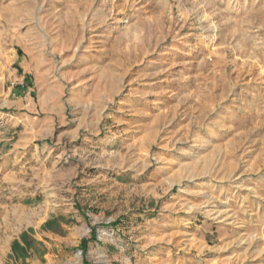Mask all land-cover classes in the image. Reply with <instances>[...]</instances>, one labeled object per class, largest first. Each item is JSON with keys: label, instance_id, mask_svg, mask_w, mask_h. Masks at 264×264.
<instances>
[{"label": "rangeland", "instance_id": "obj_1", "mask_svg": "<svg viewBox=\"0 0 264 264\" xmlns=\"http://www.w3.org/2000/svg\"><path fill=\"white\" fill-rule=\"evenodd\" d=\"M0 264H264V0H0Z\"/></svg>", "mask_w": 264, "mask_h": 264}, {"label": "trees", "instance_id": "obj_2", "mask_svg": "<svg viewBox=\"0 0 264 264\" xmlns=\"http://www.w3.org/2000/svg\"><path fill=\"white\" fill-rule=\"evenodd\" d=\"M24 239H25V241H26V238H24ZM14 248L16 249V251H18V250L20 249V252H22V255H21V256H22V257H25L26 254L24 253V251H26V250H25L24 247L21 246V244H20L19 242L16 241V242L14 243Z\"/></svg>", "mask_w": 264, "mask_h": 264}, {"label": "bare ground", "instance_id": "obj_3", "mask_svg": "<svg viewBox=\"0 0 264 264\" xmlns=\"http://www.w3.org/2000/svg\"><path fill=\"white\" fill-rule=\"evenodd\" d=\"M21 211H22V216H25V215H27V214H25V213H27V211L26 210H24V209H21ZM32 216L34 215V214H31ZM29 216V215H28Z\"/></svg>", "mask_w": 264, "mask_h": 264}]
</instances>
